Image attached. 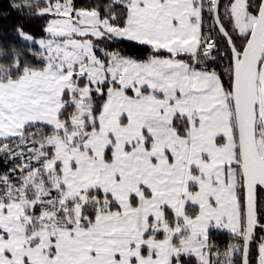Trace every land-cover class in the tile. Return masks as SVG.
Listing matches in <instances>:
<instances>
[{
  "label": "snow or ice",
  "instance_id": "snow-or-ice-1",
  "mask_svg": "<svg viewBox=\"0 0 264 264\" xmlns=\"http://www.w3.org/2000/svg\"><path fill=\"white\" fill-rule=\"evenodd\" d=\"M8 20L0 264H264V0H0Z\"/></svg>",
  "mask_w": 264,
  "mask_h": 264
},
{
  "label": "trees",
  "instance_id": "trees-1",
  "mask_svg": "<svg viewBox=\"0 0 264 264\" xmlns=\"http://www.w3.org/2000/svg\"><path fill=\"white\" fill-rule=\"evenodd\" d=\"M11 23V20L8 21H0V24H9ZM226 239V234L221 237V242H223Z\"/></svg>",
  "mask_w": 264,
  "mask_h": 264
}]
</instances>
